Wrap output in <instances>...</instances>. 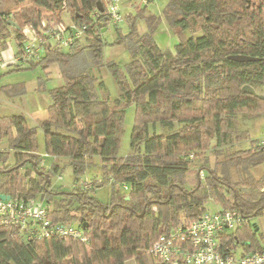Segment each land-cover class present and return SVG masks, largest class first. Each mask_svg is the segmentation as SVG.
I'll return each instance as SVG.
<instances>
[{
  "label": "trees",
  "instance_id": "16d2710c",
  "mask_svg": "<svg viewBox=\"0 0 264 264\" xmlns=\"http://www.w3.org/2000/svg\"><path fill=\"white\" fill-rule=\"evenodd\" d=\"M100 2L105 9V0H0L3 49L12 29L15 59L28 41L27 29L49 45L39 60L14 62L15 70L24 65L48 70L59 64L64 79L63 86L51 90L47 119L40 124L45 152L55 160L51 169L43 166L38 128L24 115L0 117V140L8 141L0 151V196L26 201L40 196L53 224L77 221L90 238L89 243L57 236L29 240L0 218V264H170L149 254L152 245L161 235L198 220L208 212L209 201L246 220L224 237L228 248L245 244L246 251H254L260 239L251 219L264 213V174L253 172L264 167V146L251 140L236 120L240 114L264 113V99L242 90L249 85L264 96V0H172L164 16L180 34L175 53L162 51L152 36L160 19L140 9L129 18V34L119 32L116 42L125 45L132 60L124 70L108 64L119 89L114 101L99 96L93 74L105 66L100 38L110 23L104 14L94 17ZM64 12L87 27L69 49L45 36L46 29L64 23ZM138 18L148 25L145 35L138 33ZM84 39L87 45L74 50ZM236 56L259 61L240 63L233 60ZM5 88L11 96L22 93ZM131 105L136 119L131 153L124 159L118 153ZM247 142L250 147L244 149ZM209 152L223 160L211 166ZM95 157L102 161L98 187L113 186L108 205L91 195L95 189L77 186ZM65 158L75 187L72 193L54 194L52 176L62 171ZM192 171L198 174L194 186L188 177Z\"/></svg>",
  "mask_w": 264,
  "mask_h": 264
},
{
  "label": "rangeland",
  "instance_id": "374dc122",
  "mask_svg": "<svg viewBox=\"0 0 264 264\" xmlns=\"http://www.w3.org/2000/svg\"><path fill=\"white\" fill-rule=\"evenodd\" d=\"M171 1L172 0H150V3L146 7L145 5H140V0H122L121 13L123 21L118 25L109 23L106 31L102 34V41L104 43L103 61L105 66L101 69L93 70V74L97 76V91L100 97H107L110 101H114L119 97V89L108 68V64L116 63L124 70L126 65L132 60L131 54L125 45H120L116 42L119 32L122 35L129 34V18H136L140 9L145 10L148 15H154L160 19V25L152 33V36L162 51L175 53L176 46L180 43V34L170 26L164 16L165 10ZM63 17L65 24L69 25L71 23V15L64 12ZM136 27L139 35H145L149 32L148 25L144 19L138 18ZM26 32L28 40H32L35 37L30 29H27ZM10 33L12 37L7 40V49L2 48L0 41V117L24 115L31 127L38 128L39 151L43 155V166L49 170L52 168L55 160L45 152V137L43 130L40 128V124L47 119V109L52 103L51 90L63 86L64 79L61 75L59 64L51 65L48 70H44L41 66L33 69H26V65L23 66V70H15L13 64L15 62V55L18 52V45L13 29ZM184 36L188 38L191 36V33L187 31L184 33ZM87 43V40L84 39L74 50L85 47ZM100 83H102L103 86L99 85ZM7 86L15 87L16 91L18 90L22 93L11 96L10 92L6 91L7 89L5 87ZM135 119L136 107L131 105L126 111L124 130L118 153L120 158L125 159L131 153V137ZM236 124L240 129H243V131H248L251 140H255L257 143L264 140V113L240 114L236 120ZM249 147V142L243 145L244 149ZM6 148H8L7 139L0 140V151ZM209 160L211 166H213L217 160H223V157L222 155L215 156L213 153L209 152ZM60 165L62 166V171L52 176L54 194L62 192L72 193L75 187V176L70 160L67 158L62 159ZM101 170L102 161L100 157H95L94 166L89 168L86 175L80 178L77 182V186L95 189L91 192V195L95 197L101 205H108L112 199L113 186L108 182L104 186L98 187V181L102 179ZM253 173L256 177H260L264 174V167L255 169ZM204 176L205 174H203L202 178ZM188 177L190 184L194 186L198 174L192 171ZM190 187L191 186H189V188ZM58 197L57 195L51 197L50 204L52 208L55 206V201ZM37 200L41 201L40 196ZM44 203L47 206V201H44ZM206 206L209 212L215 213L221 210V207L214 201H209ZM73 224L77 225V221ZM251 224L258 227V239H260V242H263L264 213L260 216L253 217L251 219ZM242 251L243 248L241 246L237 248V253L239 255Z\"/></svg>",
  "mask_w": 264,
  "mask_h": 264
},
{
  "label": "built area",
  "instance_id": "2783aa9c",
  "mask_svg": "<svg viewBox=\"0 0 264 264\" xmlns=\"http://www.w3.org/2000/svg\"><path fill=\"white\" fill-rule=\"evenodd\" d=\"M148 1L140 0V5H146ZM121 5L122 0H105V12H97L94 17L104 14L110 23L118 25L123 21ZM86 29V26L79 27L72 21L66 25L64 21L46 29L45 36L51 37L57 47L69 49L84 37ZM31 31L35 37L27 41L23 53L15 62L26 64L39 60L47 50L48 42ZM261 145L264 146V140ZM0 218L5 225L16 226L29 240L57 236L90 242L89 236L79 225L53 224L42 200L11 198L3 201L0 198ZM245 223L246 220L236 211H208L193 223L161 235L152 245L149 254L158 261L170 264H264V241L254 251H246L248 245H238L243 248L240 255L237 253L238 247L228 248L223 242L225 236L243 227Z\"/></svg>",
  "mask_w": 264,
  "mask_h": 264
},
{
  "label": "water",
  "instance_id": "95a60500",
  "mask_svg": "<svg viewBox=\"0 0 264 264\" xmlns=\"http://www.w3.org/2000/svg\"><path fill=\"white\" fill-rule=\"evenodd\" d=\"M98 10L101 12V13H104L105 9H104V6L102 4V2L99 3L98 5ZM9 23L11 25H13L15 28L19 29V27L13 22V21H9ZM106 31V29L103 30L102 34ZM100 40H102L100 38ZM233 60L235 61H238L240 63H249V62H258L259 59L257 58H253V57H250V56H236L233 58ZM243 92L244 93H247L249 95H252V96H256L260 99H264V96H261V95H258L257 92L255 91V89L249 85H246L243 87ZM201 184V176L199 175V185ZM0 198L3 200V201H9L11 200V197L10 196H6V195H1Z\"/></svg>",
  "mask_w": 264,
  "mask_h": 264
},
{
  "label": "crops",
  "instance_id": "0c3cea01",
  "mask_svg": "<svg viewBox=\"0 0 264 264\" xmlns=\"http://www.w3.org/2000/svg\"><path fill=\"white\" fill-rule=\"evenodd\" d=\"M126 264H136L134 260H129L126 262Z\"/></svg>",
  "mask_w": 264,
  "mask_h": 264
}]
</instances>
